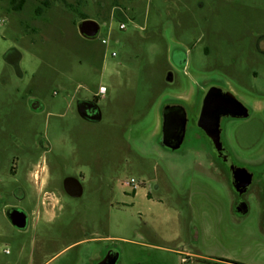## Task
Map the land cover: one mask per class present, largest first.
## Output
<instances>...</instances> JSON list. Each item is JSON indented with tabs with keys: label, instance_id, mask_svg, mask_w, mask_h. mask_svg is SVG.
<instances>
[{
	"label": "rangeland",
	"instance_id": "1",
	"mask_svg": "<svg viewBox=\"0 0 264 264\" xmlns=\"http://www.w3.org/2000/svg\"><path fill=\"white\" fill-rule=\"evenodd\" d=\"M82 17L96 37L80 35ZM0 24V264H94L111 249L117 264H264L260 181L237 196L199 131L177 151L159 145L163 107L197 106L209 86L264 107V0H28L21 12L0 0ZM100 87L101 120H83L77 101ZM223 134L238 164L264 167V111ZM39 157L56 208L17 202L31 211L19 231L3 210Z\"/></svg>",
	"mask_w": 264,
	"mask_h": 264
},
{
	"label": "water",
	"instance_id": "2",
	"mask_svg": "<svg viewBox=\"0 0 264 264\" xmlns=\"http://www.w3.org/2000/svg\"><path fill=\"white\" fill-rule=\"evenodd\" d=\"M80 35L85 38L96 37L99 26L93 20H83L79 26ZM77 113L80 118L90 122L101 120V112L96 102L91 100H78ZM248 115L245 105L232 93L210 87L203 95L201 110L198 116L197 127L210 138L216 147H219V119L222 116L233 118H245ZM161 135L159 145L170 151H177L181 148L186 135V111L181 105H165L161 113ZM253 176L245 168H237L231 176V186L238 195H243L250 188ZM264 183V177H263ZM65 192L73 197H80L82 185L76 178H66L63 182ZM237 211L245 213V205H238ZM11 225L19 231L28 226V217L23 211H14L11 216ZM120 258L116 250H108L101 260L96 264H117Z\"/></svg>",
	"mask_w": 264,
	"mask_h": 264
},
{
	"label": "flooded vegetation",
	"instance_id": "3",
	"mask_svg": "<svg viewBox=\"0 0 264 264\" xmlns=\"http://www.w3.org/2000/svg\"><path fill=\"white\" fill-rule=\"evenodd\" d=\"M261 38H263V40H264V36H262ZM263 44H264V41H263ZM255 48L258 51L259 55L263 58V62H264V46H261L260 40L255 44ZM210 87H214V88H218L222 91L224 90V91L230 92L225 87L213 85V86H209V87H207L201 91V97H200V100H199V103L197 106L189 107L188 105H185V102L183 100H179L176 103H172V104H168V105H181L184 107V109L186 111V132L190 131V130H195V131H199L203 136H205V138L208 140L209 145H210V154H211L212 159H214V161H216L218 168L220 170H222L227 175V177L229 178V181H231V176H232L233 171H235L237 168H245V169H247V171L249 173L252 174L253 180L257 179L260 181V183L262 184V189H263V193H264V183H263L264 167L257 168V169H249L247 167H244V166L238 164L233 159V157H232V155H231V153H230V151L226 145V142L224 139V134H223V124L225 123V121L230 120V119H246L249 117L251 110H262V111H264V107L249 108V107L245 106L246 110H248V115L245 118H233L231 116L220 117V119H219V130H220L219 147H216L215 144L213 143V141L210 138H208L204 134V132L201 131L197 127L198 116H199V113L201 110L203 95L207 91V89H209ZM94 96L95 97L91 101L96 102L97 97L100 95L95 94ZM80 100H83V99H80ZM33 109H38L37 102H35V104L33 105ZM41 146L43 149H45L44 144H41ZM39 159H40V157L37 159L36 162L32 163L31 165H34V164L36 165L38 163ZM31 165H30V167H31ZM14 174H16V172H14ZM44 178L46 181L45 186H43ZM62 192L64 194H67L63 188V183H62ZM13 196H14L16 203L7 205L3 210L4 216L10 224H11L10 216L14 211H23L24 213H26V215L28 217V222L30 219V212L31 211H28L27 209L22 207L17 202L26 201L28 203V206L30 208H32L34 210V212L40 217H47L44 213L45 210H53L54 211V209L56 208V205L52 204V200H53L52 196H55V194L50 189V178H49L48 172L45 173L44 175L40 172V174L38 175L37 173L34 174V172L28 171L27 176L25 178V186L24 187H16L15 190L13 191ZM237 196H242V195L237 194ZM238 205H243V202H238L236 204V209H237ZM97 262L98 261H96L94 264H96Z\"/></svg>",
	"mask_w": 264,
	"mask_h": 264
},
{
	"label": "crops",
	"instance_id": "4",
	"mask_svg": "<svg viewBox=\"0 0 264 264\" xmlns=\"http://www.w3.org/2000/svg\"><path fill=\"white\" fill-rule=\"evenodd\" d=\"M28 2V0H25L24 1V4H23V6L21 7V9L20 10H18L17 12H21L22 10H24V8H25V6H26V3ZM41 3V5H43V6H45V8L46 9H49V6H48V4H47V2H43V1H41L40 2ZM40 9V14H38L37 12H38V10ZM15 11V10H14ZM35 15H37V16H41L43 13H44V10H43V8H41V7H36L35 8ZM118 18L119 19H123V17L121 16V14H118ZM82 20V19H81ZM85 20H87V19H85ZM83 21V20H82ZM81 21V22H82ZM82 36V35H81ZM84 37V36H83ZM101 88V87H100ZM99 88V89H100ZM99 89H98V91H97V93L96 94H98L99 93ZM99 97V96H98ZM29 171L30 172H34V174H40V172L44 175L45 173H47L48 171H49V167H48V165H47V163H45L44 162V160L42 159V158H40L39 159V161H38V163L35 165H31V167H30V169H29ZM39 177V176H38ZM134 195H135V192L133 193ZM147 197H149V195H147ZM45 215L47 216V218L49 217H52L53 216V210H45Z\"/></svg>",
	"mask_w": 264,
	"mask_h": 264
},
{
	"label": "built area",
	"instance_id": "5",
	"mask_svg": "<svg viewBox=\"0 0 264 264\" xmlns=\"http://www.w3.org/2000/svg\"><path fill=\"white\" fill-rule=\"evenodd\" d=\"M0 25H1V24H0ZM119 29H120V30L125 29V25H124V23H121V24L119 25ZM101 43H102V44H106L107 41L103 39V40L101 41ZM112 56H114V53H112ZM104 92H105V88L101 87V88L99 89V93H98V94L101 95V94L104 93ZM124 186L127 187V188H130L131 191H133V192H135V190H136L137 187H138V185L136 184V182H135L133 179H130L128 182H124Z\"/></svg>",
	"mask_w": 264,
	"mask_h": 264
},
{
	"label": "trees",
	"instance_id": "6",
	"mask_svg": "<svg viewBox=\"0 0 264 264\" xmlns=\"http://www.w3.org/2000/svg\"><path fill=\"white\" fill-rule=\"evenodd\" d=\"M25 0H11V5H12V9L15 11H18L21 9V7L23 6ZM38 14H40V9L37 12ZM87 19L86 17H82V20Z\"/></svg>",
	"mask_w": 264,
	"mask_h": 264
}]
</instances>
